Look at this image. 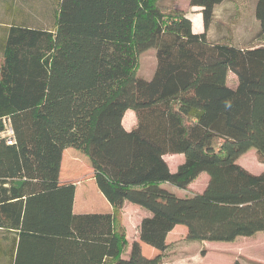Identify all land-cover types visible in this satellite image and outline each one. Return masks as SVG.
<instances>
[{"label": "trees", "instance_id": "1", "mask_svg": "<svg viewBox=\"0 0 264 264\" xmlns=\"http://www.w3.org/2000/svg\"><path fill=\"white\" fill-rule=\"evenodd\" d=\"M187 1L200 8L201 32L159 0H33L32 25L21 2L0 0V264H163L178 224L190 241L264 231V170L237 161L253 147L264 164V45L211 40L223 0ZM254 16L262 36L264 0ZM149 48L155 67L144 78L138 56ZM67 148L82 154L73 152L110 212H74L78 178L63 179L77 163H64ZM173 154L184 156L175 171L164 158ZM201 172L200 192L167 186L186 189ZM125 202L148 212L128 249L117 219Z\"/></svg>", "mask_w": 264, "mask_h": 264}, {"label": "rangeland", "instance_id": "2", "mask_svg": "<svg viewBox=\"0 0 264 264\" xmlns=\"http://www.w3.org/2000/svg\"><path fill=\"white\" fill-rule=\"evenodd\" d=\"M159 3L165 7H176L185 12L192 21L193 31L203 29L199 7L190 6L187 0H159ZM254 3L255 0H223L221 3L216 4L212 21L207 29L208 37L211 40L226 41L246 47L258 44L264 45V34L257 36L259 23L254 16ZM39 16L45 17L43 22L50 23V16ZM154 67V49L149 48L142 51L138 56L137 74L149 78ZM208 71V68L203 69L201 76ZM227 84L232 87L236 84V78L231 72L227 74ZM122 123L127 129L134 125L135 115L131 108L125 111ZM97 128L99 127L93 128V135L94 130ZM96 133L100 134L102 131L98 129ZM65 151L80 153L74 148H67ZM164 158L170 170L175 171L177 165L183 161L184 156L183 154H173L166 155ZM64 159V163L69 168L72 167V160L73 163L74 160L77 163L73 170L75 171V178L79 180L91 177L90 167L84 158L77 156V154H66ZM237 161L253 173L264 170V164L257 161L255 148L253 147L241 154ZM60 175L62 177L64 173L61 172ZM207 179V173L201 172L186 189L168 184L167 186L178 196H189L202 191ZM78 193V201L79 195L84 194L83 206L85 210L97 212L104 208L103 196L94 181L83 185ZM146 213L145 209L131 202L124 203L123 208L119 211L117 219L125 231L126 249L132 241L137 240V227ZM166 240L168 247L162 254L163 264H233L235 260H238L241 264H264V231L257 232L252 236H239L233 241H190L186 239L185 227L178 224L167 235ZM141 249L143 255L147 257L154 256L156 253L153 247L145 243H141Z\"/></svg>", "mask_w": 264, "mask_h": 264}, {"label": "crops", "instance_id": "3", "mask_svg": "<svg viewBox=\"0 0 264 264\" xmlns=\"http://www.w3.org/2000/svg\"><path fill=\"white\" fill-rule=\"evenodd\" d=\"M17 2H21V7L26 11V13H25L26 23H29L30 25H32L33 24V0H23V1L22 0L21 1L20 0H14V3L15 4ZM2 3L3 2L0 3V7H3ZM2 18H4V14H3V12H0V23H2V22L4 23L6 21V20H4ZM201 31H203V29L197 30L195 32H201ZM70 154H74V153L72 151H68L67 152V155H70ZM64 155H65V153H64ZM64 158H65V156H64ZM68 174H69V172L66 173L67 179H63V180H70V179L73 180V179H76L74 177L75 176V173H73L71 176L68 175ZM64 178H66V177H64ZM92 181H94V180L91 177H89V178H82V179H79V180L76 181V189H75L74 202H73V210H74V212H76V213L92 212V211H89V210H85V208L83 206V202H84V199H85L84 198V194L79 195V201L77 199L78 194H79L78 192L82 188V186L83 185H86L87 183H91ZM103 200L105 202L104 203L105 204L104 205V208L101 211H97V212H110L112 210L111 205L104 198V196H103ZM146 215H148V212L146 213ZM146 215H144V216H146Z\"/></svg>", "mask_w": 264, "mask_h": 264}, {"label": "built area", "instance_id": "4", "mask_svg": "<svg viewBox=\"0 0 264 264\" xmlns=\"http://www.w3.org/2000/svg\"><path fill=\"white\" fill-rule=\"evenodd\" d=\"M12 129L11 127H7V129L1 134L2 136L6 137L7 138V143H11V137H12Z\"/></svg>", "mask_w": 264, "mask_h": 264}]
</instances>
